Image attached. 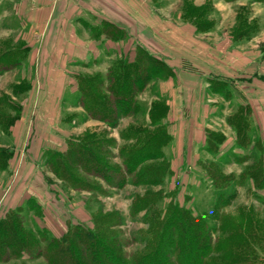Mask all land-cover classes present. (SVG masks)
I'll list each match as a JSON object with an SVG mask.
<instances>
[{
	"label": "rangeland",
	"instance_id": "rangeland-1",
	"mask_svg": "<svg viewBox=\"0 0 264 264\" xmlns=\"http://www.w3.org/2000/svg\"><path fill=\"white\" fill-rule=\"evenodd\" d=\"M146 2L154 8L156 6L160 15L171 20H177L180 15L183 23H192L196 28L199 24L200 29H197L206 34L203 42L207 46L213 49L219 47L223 51H228L227 47H230V52L234 50L238 55L236 64L243 69L238 71L239 76L264 77V2ZM195 16H198L196 24L192 19ZM95 20H91L90 26L94 35L98 36L99 27L96 28L98 22ZM178 23H181L180 20ZM124 48L128 50V46ZM138 53L139 49H130L126 52L129 59L122 61L133 63ZM226 56L223 58L224 63L233 61L232 56ZM107 66L103 59L94 61L87 68H78L79 75L74 80L71 78L70 83L79 89L77 78L97 76L104 80L103 91L107 92ZM7 79L8 83H14V78ZM166 79L153 78L136 96L130 114L121 117L115 127L89 117L80 104L78 90L64 95L60 109L57 108L58 100L55 101V119H45L42 125L30 124L29 121L22 141L12 142L8 135L0 134V151L6 150L7 155L12 157L9 169L6 172L0 170V220L10 212L19 210L25 228L34 232L45 230L50 236L59 238L66 232L68 225L94 229L99 219L107 216L114 226L113 231L126 244L127 253L141 250L153 220L163 219L165 212L175 206L190 211L194 217L203 218L212 230L220 226L216 220L217 214L239 217L249 212L253 221L257 220L260 226H264V187H259L261 184L248 176L250 169L264 166V107L256 108L252 117L250 115L248 118L250 142L245 147L237 145V137L234 141L233 129L227 124V119L240 106H244L239 90L248 85L227 81L217 88L214 86L217 80L207 83L202 103L210 104L211 108L205 113L206 128L205 125L200 127L212 133L209 135L210 140L202 151L193 152L191 157L173 159L169 156L167 159L171 162V168L168 165L167 173L163 171L161 177L159 173L142 174L137 168L130 176L123 174V182L119 183V187H114L113 184H118L115 180L111 179L109 185L108 181L87 175L72 163L71 154L77 153L78 146L79 153H83L82 149L94 150V146L99 143L104 148L101 156L105 164L123 173L128 152H134L143 145L148 135H154L164 128L161 120L152 123L150 119V114L156 110L153 107L159 109L162 106L158 104L162 103L155 101L151 109L149 103L156 97L159 81ZM251 88L254 95L260 91L264 93V82L254 81ZM35 107L31 108L30 114L36 112ZM217 134L225 136L221 144L215 145ZM164 141L165 138H162L158 145H147L141 154L156 156L160 149L162 151L163 147H159ZM66 154L70 158L68 161ZM64 160L70 164L66 166ZM162 165L160 160L154 159L148 161L146 166H152L153 170ZM210 172L230 177L225 181L227 186L216 189ZM42 183L44 189L41 191ZM223 202L228 205L220 208ZM133 204L137 208L149 206L135 212ZM0 264H47V261L34 254L31 258L23 255ZM252 264H264V252H258Z\"/></svg>",
	"mask_w": 264,
	"mask_h": 264
},
{
	"label": "crops",
	"instance_id": "crops-1",
	"mask_svg": "<svg viewBox=\"0 0 264 264\" xmlns=\"http://www.w3.org/2000/svg\"><path fill=\"white\" fill-rule=\"evenodd\" d=\"M181 17H164L146 0H0V134L12 142L22 141L29 121L42 125L45 119H55V101L60 109L64 95L78 91L70 83L79 75L78 68L105 59L107 73L118 61L129 59L126 52L140 48L172 71L171 77L159 81L156 97L149 103L150 109L155 101L165 107L161 124L169 140L162 152L168 165L171 168L169 156L187 158L202 151L209 134L205 113L211 108L202 103L207 83L248 85L239 93L252 117L256 108L264 107V93L254 95L251 86L254 81L264 82V77L239 76L243 69L236 64L235 51L207 46L206 34ZM94 19L98 36L90 26ZM106 23L121 36H109ZM226 54L233 61L224 63ZM9 77L14 83H8ZM32 107L36 112L30 114ZM233 133L235 141L234 129ZM11 161L12 157L5 172Z\"/></svg>",
	"mask_w": 264,
	"mask_h": 264
},
{
	"label": "trees",
	"instance_id": "trees-1",
	"mask_svg": "<svg viewBox=\"0 0 264 264\" xmlns=\"http://www.w3.org/2000/svg\"><path fill=\"white\" fill-rule=\"evenodd\" d=\"M250 1L264 2V0ZM192 19L196 24L198 16ZM197 28L200 29L199 24ZM104 31L111 37H117L119 34L121 36V33L116 29L113 30V26L107 23L104 25ZM171 76V69L163 61L139 48L133 63L120 61L109 69L106 75L109 86L107 92L103 91L104 80L101 77L77 78L81 95L80 104L89 117L115 127L121 117L130 114L129 110L134 108L136 96L153 78L166 79ZM222 83L216 82L214 86L219 88ZM127 86H130L129 89ZM158 105L162 107L159 109L153 107L156 110L150 114L152 123L161 120L165 114L163 103ZM249 116L250 108L240 106L227 119L228 125L236 133L237 145L240 147H245L250 142ZM209 135L212 133L208 134L207 143L210 140ZM215 136L218 139L214 138L216 139L214 144H221L224 136L220 134ZM162 138H165V141L159 149L169 140L165 128L154 135H148L140 148L128 152L123 173L105 164L101 156L104 148L99 143L94 146V150L82 149L83 153H79L78 146L77 153L71 154L73 156L71 160L87 175L100 177L108 181L109 185L111 179L115 180L118 184H113L114 187H119L123 182V176H130L137 168H140L142 174L159 173L158 176L161 177L163 171L165 174L168 171V163L161 149L156 156L146 157L141 153L147 145L153 143L158 145ZM7 154L6 150L0 151V170L6 168L10 158ZM68 154L65 155L67 161L70 160ZM154 159L160 160L162 167L152 170V166H146L148 161ZM63 163L66 166L70 164L65 160ZM250 170L248 176L258 181L261 184L259 187H264V166L259 165ZM210 176L218 190L226 187L225 181L230 178L219 176L214 172H210ZM150 184L154 185V183ZM227 205L223 202L220 208ZM148 206L137 208L133 204L135 212L145 210ZM242 214L239 217L217 214L216 220L220 222V226L212 230L203 218L192 216L190 211L176 206L169 208L163 219L153 220L154 223L150 225V230L143 241V248L127 253L126 244L113 231L114 226L110 224L107 216L100 218L94 229L82 225H68L61 237L54 238L45 230L38 229L34 232L25 228L18 210L10 212L6 218L0 220V262L21 258L23 255L31 258L32 255L37 254L45 258L47 264H252L256 261L257 253L264 252V226H260L257 220L253 221L249 212Z\"/></svg>",
	"mask_w": 264,
	"mask_h": 264
}]
</instances>
